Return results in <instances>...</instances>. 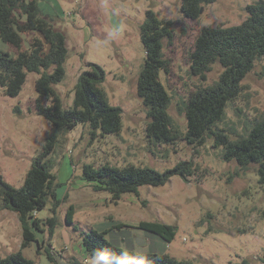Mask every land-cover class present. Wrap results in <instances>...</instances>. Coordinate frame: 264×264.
I'll list each match as a JSON object with an SVG mask.
<instances>
[{
	"label": "rangeland",
	"instance_id": "374dc122",
	"mask_svg": "<svg viewBox=\"0 0 264 264\" xmlns=\"http://www.w3.org/2000/svg\"><path fill=\"white\" fill-rule=\"evenodd\" d=\"M255 0H216L204 6L197 19L186 17L181 0H42L46 14L60 18L56 26L67 34L70 57L65 79L58 84L64 106L73 104L79 73L87 62L101 65L106 73L102 84L111 105L122 108L119 134L93 136L88 124L78 123L65 132L50 156L52 172L60 183L58 225L51 235L36 232L42 246L51 244L67 262L99 264L89 256L82 244V234L93 228L112 226L109 218L134 225L155 221L176 227L175 238L166 244V252L193 264H233L245 259L250 264H264V189L253 166L241 169L235 160L223 158V146H214L212 138L194 147L185 140L175 144H159L146 135L147 117L137 95V79L145 62V49L140 26L146 11L153 9L161 20L173 23L172 41L164 40V56L170 70L160 72L171 102L170 114L175 123L186 130L180 109L182 100L191 92L217 80L221 67L215 64L202 81L190 72L189 54L203 27L238 25L247 17L246 7ZM28 35L26 38H31ZM24 46H28L27 40ZM0 48L11 54L17 50L3 42ZM39 74L29 72L18 96H7L0 86V174L19 188L27 171L54 128L38 114L35 106V82ZM264 114V57L241 84L240 93L229 102L217 128L235 139ZM192 160L195 173L186 181L173 176L160 186L144 185L138 193H127L118 202L107 191H95V182L82 177L84 164L99 166L109 163L148 166L163 171L179 161ZM51 202L37 211L40 219L53 215ZM70 206L74 208V225L66 223ZM102 227V228H103ZM133 241L120 237L116 242L123 249L147 253L160 249L162 241L152 244L141 230L133 228ZM115 232L118 229H114ZM126 235V234H125ZM109 239L110 234L107 236ZM22 228L18 215L0 211V257L22 250L35 264H53L39 252L37 242L21 249ZM69 240V241H68ZM156 241V240H155ZM130 243H133L130 245ZM70 244V245H67ZM68 246V248H67ZM59 256V255H57Z\"/></svg>",
	"mask_w": 264,
	"mask_h": 264
},
{
	"label": "trees",
	"instance_id": "16d2710c",
	"mask_svg": "<svg viewBox=\"0 0 264 264\" xmlns=\"http://www.w3.org/2000/svg\"><path fill=\"white\" fill-rule=\"evenodd\" d=\"M42 0H0V42L13 46L17 53L11 54L0 48V86L7 96H18L29 72L39 74L35 82V102L39 115L54 128L47 137L30 169L24 183L17 188L0 174V211L9 210L18 215L22 228L21 249L37 242L39 252L53 264H59L51 244L42 246L36 232L49 228L52 235L58 225V208L63 200L58 196L60 183L52 172L50 156L55 151L60 137L76 124H88L93 136L119 134L122 126V108L111 105L102 87L106 73L94 62H87L79 73L73 87L74 100L64 106L57 89L66 76L70 50L67 34L56 26L60 18L55 13L46 14L41 7ZM216 0H181V10L190 19L200 17L201 8ZM247 17L238 25L203 27L189 54L190 72L202 81L207 80L215 64L221 72L213 83L201 86L182 100L180 109L185 117L186 130L176 124L169 111L171 96L160 79V72L170 70V63L164 56V40L172 41L173 23L161 20L153 9L146 11L140 26V37L145 49V62L137 79V95L146 111L147 137L159 144H175L185 140L194 147L204 145L212 138L214 146H223L225 160H235L241 169L254 167L258 182L264 189V114L249 127L245 134L231 138L227 131L217 128L224 118L229 102L238 96L242 81L253 70L256 62L264 57V0H255L246 7ZM31 38H26L28 35ZM27 40L28 46H24ZM192 160L179 161L175 166L159 171L148 166L128 164L123 167L103 163L99 166L84 164L82 177L95 182V191H107L112 201L118 202L124 194L138 193L144 185L160 186L173 176L188 181L195 173ZM51 202L53 215L46 220L37 216V211ZM74 208L70 206L65 220L74 225ZM109 227L93 228L82 234L85 252L99 264H193L179 260L166 252V244L176 236V227L163 222L140 221L129 225L113 221ZM103 227V228H102ZM136 228L151 243L162 241L159 249L147 253H136L116 244L120 237L132 242ZM74 229L78 227L74 225ZM114 229H118L117 232ZM110 234V239L107 237ZM126 234V235H125ZM156 240V241H155ZM134 245L130 243V245ZM264 263V252L261 257ZM78 264L77 261H70ZM0 264H35L22 250L0 257ZM233 264H250L247 259Z\"/></svg>",
	"mask_w": 264,
	"mask_h": 264
},
{
	"label": "water",
	"instance_id": "95a60500",
	"mask_svg": "<svg viewBox=\"0 0 264 264\" xmlns=\"http://www.w3.org/2000/svg\"><path fill=\"white\" fill-rule=\"evenodd\" d=\"M203 10H204V7L201 8V11H200L201 14L203 13ZM56 259H57L59 264H71V263L67 262L65 259L61 258L60 256H57Z\"/></svg>",
	"mask_w": 264,
	"mask_h": 264
},
{
	"label": "crops",
	"instance_id": "0c3cea01",
	"mask_svg": "<svg viewBox=\"0 0 264 264\" xmlns=\"http://www.w3.org/2000/svg\"><path fill=\"white\" fill-rule=\"evenodd\" d=\"M69 241V240H68ZM67 245H70V244H67ZM67 248H68V246H67Z\"/></svg>",
	"mask_w": 264,
	"mask_h": 264
}]
</instances>
